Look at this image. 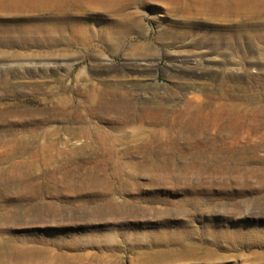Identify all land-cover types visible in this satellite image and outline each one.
<instances>
[{"label":"rangeland","instance_id":"rangeland-1","mask_svg":"<svg viewBox=\"0 0 264 264\" xmlns=\"http://www.w3.org/2000/svg\"><path fill=\"white\" fill-rule=\"evenodd\" d=\"M131 5L121 37L0 43V245L46 249L0 264H264V42Z\"/></svg>","mask_w":264,"mask_h":264},{"label":"bare ground","instance_id":"bare-ground-1","mask_svg":"<svg viewBox=\"0 0 264 264\" xmlns=\"http://www.w3.org/2000/svg\"><path fill=\"white\" fill-rule=\"evenodd\" d=\"M165 1L167 12L178 16L163 19L167 35L184 39L195 36L205 26V32L219 42H264V0ZM131 6V0H0V43L10 47L19 42L23 49L17 53L4 51L3 57H43L45 54H34L29 46L58 38L91 41L97 37H121L137 24L129 11ZM226 62L229 60L223 63ZM180 248H165L166 252L156 256L158 262L182 258ZM44 252L45 247L34 245H0V256L12 260L34 259Z\"/></svg>","mask_w":264,"mask_h":264}]
</instances>
